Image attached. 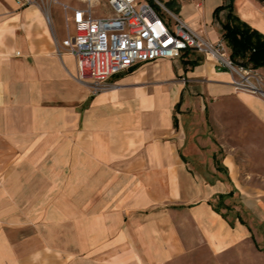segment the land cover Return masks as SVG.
Segmentation results:
<instances>
[{
	"label": "crops",
	"instance_id": "1",
	"mask_svg": "<svg viewBox=\"0 0 264 264\" xmlns=\"http://www.w3.org/2000/svg\"><path fill=\"white\" fill-rule=\"evenodd\" d=\"M63 2L0 0V264H264V93L198 51L95 90L63 45ZM177 2L231 57L228 1ZM233 5L260 42L264 2ZM250 50L237 64L264 81ZM216 111L230 112L227 130H210ZM222 131L245 138L243 157L238 143L219 162L201 149Z\"/></svg>",
	"mask_w": 264,
	"mask_h": 264
},
{
	"label": "built area",
	"instance_id": "2",
	"mask_svg": "<svg viewBox=\"0 0 264 264\" xmlns=\"http://www.w3.org/2000/svg\"><path fill=\"white\" fill-rule=\"evenodd\" d=\"M35 2L38 0H27ZM43 1V0H40ZM84 6L63 2L74 31L63 39L67 51L77 59L78 76L91 78L95 90L114 74L133 65L160 57L181 58L189 51L211 54L219 66L233 73L238 88L264 93L263 78L253 69L235 63L223 40L210 41L200 35L167 2L162 0H107L108 10L96 12L94 0ZM161 5L171 19L154 9Z\"/></svg>",
	"mask_w": 264,
	"mask_h": 264
},
{
	"label": "trees",
	"instance_id": "3",
	"mask_svg": "<svg viewBox=\"0 0 264 264\" xmlns=\"http://www.w3.org/2000/svg\"><path fill=\"white\" fill-rule=\"evenodd\" d=\"M227 1L230 10L227 19L223 22V27L224 37L232 45V60L237 63L236 59L239 56H246L247 49L250 48L251 50L248 52V55L253 66L264 65V38L260 42H252L251 37L253 31H250L251 27L234 11V0ZM259 1L264 2V0ZM167 4L170 8L178 12L179 4L177 0H167ZM223 7L224 4L217 6L215 12H218Z\"/></svg>",
	"mask_w": 264,
	"mask_h": 264
},
{
	"label": "rangeland",
	"instance_id": "4",
	"mask_svg": "<svg viewBox=\"0 0 264 264\" xmlns=\"http://www.w3.org/2000/svg\"><path fill=\"white\" fill-rule=\"evenodd\" d=\"M69 1L73 4H76L77 6H84L85 3L81 2L80 0H66ZM163 2H167V0H162ZM93 6L96 10V12L98 13H102V11H107L108 8V4H107V0H94L93 1ZM154 9L162 14V16L165 19H171L170 18V14L161 6V5H154L153 6ZM71 16V15H70ZM71 18V17H70ZM71 28L72 30L74 29V25L71 24ZM203 53V52H202ZM206 55V53H204ZM233 100H231V98L227 95V96H216V97H209L208 100L206 101L209 105H213V104H220V103H229L232 102ZM210 114L213 113V111L210 110L209 112ZM216 113L218 114L219 119H225V121L218 122V123H211L210 124V130L213 131L214 126H216L218 129L220 128V125H224L226 126V129H228V125L229 123V119H230V112L228 111H216ZM213 118V117H212ZM213 121V120H212ZM226 132V131H225ZM219 136L218 138H201L202 140V145H201V149L206 150L207 153H210L215 151L217 152L218 155V162L219 160L228 152L230 145L238 143L239 145V149H237L238 151V155H239V159L241 157H243L245 155V138H234L230 136L229 133H224V131L221 132V134L217 135ZM210 159H206L204 160V162H209ZM227 161L229 163V158H227Z\"/></svg>",
	"mask_w": 264,
	"mask_h": 264
}]
</instances>
